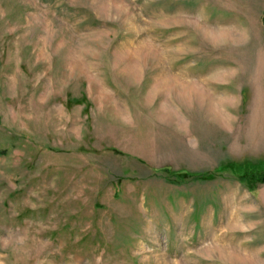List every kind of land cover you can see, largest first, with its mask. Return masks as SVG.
<instances>
[{
  "label": "rangeland",
  "instance_id": "374dc122",
  "mask_svg": "<svg viewBox=\"0 0 264 264\" xmlns=\"http://www.w3.org/2000/svg\"><path fill=\"white\" fill-rule=\"evenodd\" d=\"M264 0H0V264H264Z\"/></svg>",
  "mask_w": 264,
  "mask_h": 264
},
{
  "label": "trees",
  "instance_id": "16d2710c",
  "mask_svg": "<svg viewBox=\"0 0 264 264\" xmlns=\"http://www.w3.org/2000/svg\"><path fill=\"white\" fill-rule=\"evenodd\" d=\"M251 178H254V179H260L261 181H264V174L262 173H259V172H257V173H255V174H253V175H247L246 173L245 174H243V176H241L240 177V179L241 180H243V179H247V180H249V179H251Z\"/></svg>",
  "mask_w": 264,
  "mask_h": 264
}]
</instances>
